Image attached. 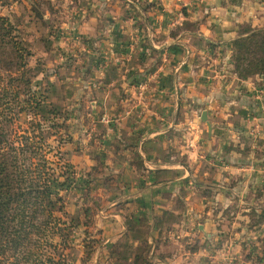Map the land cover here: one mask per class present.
<instances>
[{
    "label": "crops",
    "instance_id": "1",
    "mask_svg": "<svg viewBox=\"0 0 264 264\" xmlns=\"http://www.w3.org/2000/svg\"><path fill=\"white\" fill-rule=\"evenodd\" d=\"M69 1L68 128L115 182L100 245L116 264H249L217 212L264 184V103L214 69L264 0Z\"/></svg>",
    "mask_w": 264,
    "mask_h": 264
},
{
    "label": "rangeland",
    "instance_id": "2",
    "mask_svg": "<svg viewBox=\"0 0 264 264\" xmlns=\"http://www.w3.org/2000/svg\"><path fill=\"white\" fill-rule=\"evenodd\" d=\"M73 4L69 0H0V126L10 133L11 151L21 169L29 171V179L41 173L47 177L53 171L63 180L65 170L73 172L70 188L60 191L66 214L57 212L59 221L51 222L39 234L30 230L28 234L35 246L28 244L27 249L36 250V254L28 261L22 258L17 263V256H11L8 264H37L49 255L60 264H116V247L101 246L99 232L103 214L111 211L105 206L113 198L114 177L103 169L98 158L96 161L84 158L81 149L84 131L77 128L71 132L73 129L68 128L72 119L66 109L71 95L72 79L68 75L72 50L61 45L72 36L64 22ZM78 54L82 58V53ZM231 59L230 52L226 69L222 66L214 69L224 76L225 82L238 78L232 70ZM22 73L24 75H20ZM18 76L22 80L11 79ZM24 79L31 81L29 87L42 100L41 106L30 107L33 100L20 104L19 99L13 98L15 91L22 99L28 97ZM240 80L252 81L254 91L264 103V76ZM38 121L41 128L35 125ZM50 123H53L51 127ZM217 213L228 223L216 226L235 233L233 238L242 242L246 262L264 264V184H252L237 203ZM167 227L176 226L167 223ZM185 229L182 226L180 232Z\"/></svg>",
    "mask_w": 264,
    "mask_h": 264
},
{
    "label": "trees",
    "instance_id": "3",
    "mask_svg": "<svg viewBox=\"0 0 264 264\" xmlns=\"http://www.w3.org/2000/svg\"><path fill=\"white\" fill-rule=\"evenodd\" d=\"M231 58L232 70L238 78L264 76V27L240 25L237 36L231 42ZM23 65L25 62L21 64L22 67ZM11 79L22 80L19 76ZM30 83L29 79H24L28 89L27 98H20L17 91L12 96L19 99L20 104L33 100L30 107H39L42 100L34 95L33 90L31 91ZM46 112L52 114L51 111ZM39 122L35 124L37 128L42 127ZM52 125L53 123H50L48 126ZM9 135L10 133L0 126V264H8L11 256H17L15 257L17 263L22 258L28 261L36 254V250L27 249L28 244L29 247L35 246V241H31L28 233L33 230L39 234L51 222L59 221V217L55 215L57 212L66 214L60 191L66 192L70 188L73 173L66 168L63 180H60L53 171L47 177L41 173L36 178L29 179V171L21 169L22 167L17 164L18 159L11 151ZM66 166L70 167L67 164ZM38 222L40 223L37 225ZM38 262L60 264L59 261H54L51 255L47 256L45 261H37V264Z\"/></svg>",
    "mask_w": 264,
    "mask_h": 264
},
{
    "label": "water",
    "instance_id": "4",
    "mask_svg": "<svg viewBox=\"0 0 264 264\" xmlns=\"http://www.w3.org/2000/svg\"><path fill=\"white\" fill-rule=\"evenodd\" d=\"M201 119H202V121H206V112L205 111H202ZM206 123H207V121H206Z\"/></svg>",
    "mask_w": 264,
    "mask_h": 264
}]
</instances>
